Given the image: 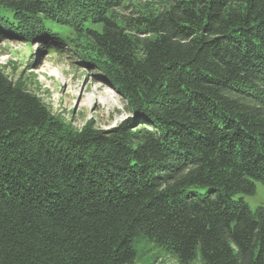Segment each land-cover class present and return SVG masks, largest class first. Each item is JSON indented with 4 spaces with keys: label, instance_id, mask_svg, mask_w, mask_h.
<instances>
[{
    "label": "trees",
    "instance_id": "trees-1",
    "mask_svg": "<svg viewBox=\"0 0 264 264\" xmlns=\"http://www.w3.org/2000/svg\"><path fill=\"white\" fill-rule=\"evenodd\" d=\"M126 1L0 0V43L83 35L133 115L66 130L0 68V264H138L141 237L181 264H264L242 197L264 185V0Z\"/></svg>",
    "mask_w": 264,
    "mask_h": 264
},
{
    "label": "rangeland",
    "instance_id": "rangeland-1",
    "mask_svg": "<svg viewBox=\"0 0 264 264\" xmlns=\"http://www.w3.org/2000/svg\"><path fill=\"white\" fill-rule=\"evenodd\" d=\"M125 6L116 11L117 16L131 10L157 14L167 7L166 0H127ZM95 28L102 29L101 25ZM68 32L71 31H63ZM70 34L73 39L69 48L61 51L49 50L42 41L2 42L0 68L16 86L36 96L66 130L80 132L92 126L110 132L112 126L132 118L130 103L110 77L94 63L83 60L81 46L88 44V40L83 35ZM242 197L253 212L264 207V185L256 182V193ZM134 247L138 264H181L166 249L143 237L135 241Z\"/></svg>",
    "mask_w": 264,
    "mask_h": 264
}]
</instances>
